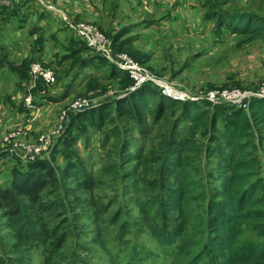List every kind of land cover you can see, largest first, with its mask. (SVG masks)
Segmentation results:
<instances>
[{"label":"rangeland","instance_id":"1","mask_svg":"<svg viewBox=\"0 0 264 264\" xmlns=\"http://www.w3.org/2000/svg\"><path fill=\"white\" fill-rule=\"evenodd\" d=\"M51 1L0 0V187L39 175L44 163L56 175L36 204L18 198L31 238L18 240L0 208V264L187 263L203 249L207 205L231 174L227 159L252 162L261 199L254 209L264 210V118L250 111L264 112V35L215 28L206 4L196 30L146 0H72L85 16ZM211 1L264 25V0ZM67 22L92 26L111 57L150 80L117 79L105 59L96 69L73 63L69 54L96 53L73 47ZM35 64L52 70V82L31 76ZM147 89L156 101L139 122L117 111L119 100ZM189 107L199 121L187 117ZM236 123L246 133L244 155L221 138ZM178 163L199 185L185 200L188 215L176 201Z\"/></svg>","mask_w":264,"mask_h":264},{"label":"trees","instance_id":"2","mask_svg":"<svg viewBox=\"0 0 264 264\" xmlns=\"http://www.w3.org/2000/svg\"><path fill=\"white\" fill-rule=\"evenodd\" d=\"M210 7V11L206 18L214 21V27L220 28L227 26L230 30L240 35H264V25H258L254 18L248 15L229 14L224 11H216L213 2L204 0L203 5ZM5 17V16H4ZM73 47L81 48V50L89 51L86 46L74 39L71 41ZM68 59L79 67L93 66L96 68L103 67L101 61L105 60L98 56L88 59H79L76 52L69 54ZM96 62V65L94 64ZM94 64V65H93ZM108 64V63H107ZM111 74L117 79L127 80L128 76L123 71L113 66ZM128 80H130L128 78ZM163 100L166 101L165 98ZM156 101V95L145 90L138 94L128 96L123 100H119L116 106L117 111L123 112L124 116L132 121L139 122L148 112L150 104ZM252 114H259L264 118V112L257 106H251ZM202 114L194 108H187V117L194 122L200 120ZM243 126L237 123L229 127L223 132L221 138L227 145H231L236 153L245 154L248 143H244L243 139L246 133ZM224 166L231 172L230 176H225L222 181V189L215 193V198L207 205L206 215L204 219L205 242L203 249L199 254L194 255L187 263L180 264H264V210L256 211L255 205L261 200L255 197L257 185L252 182L254 174V165L250 160L243 158L224 160ZM180 168L174 172V177L180 182L176 201L179 203L178 209L185 215H188L186 206V198L199 188L195 182L189 181L184 173L183 165L177 164ZM183 168V169H182ZM77 178L78 183H82L84 177L78 175V170L72 172ZM15 180L10 187H0V208L8 220V224L14 229L18 240L28 239L34 234V226L27 217V212L21 205L18 198L30 204H36L40 194L46 187L56 184V175L53 168L44 163L41 166L40 174H31L24 180ZM17 182V183H16ZM219 197L222 200L216 201ZM217 198V199H216ZM263 201V199H262ZM247 232L260 235L259 240L247 237ZM46 238L54 242L59 241L56 236L45 232ZM186 248L193 247V243H189L188 237L184 238ZM188 255L190 253H187Z\"/></svg>","mask_w":264,"mask_h":264},{"label":"built area","instance_id":"3","mask_svg":"<svg viewBox=\"0 0 264 264\" xmlns=\"http://www.w3.org/2000/svg\"><path fill=\"white\" fill-rule=\"evenodd\" d=\"M69 28L74 32L75 39L82 42L87 49L96 53V55L105 59L109 64H112L118 70L123 71L128 75L130 79H133L137 84L142 81L150 80L147 79L137 65L128 60L123 59H115L110 56L108 51L106 50V42L103 40L101 34L96 31L92 26L84 25V24H70L68 23ZM31 76L34 79H42L44 83H50L53 80V72L48 68L41 67L38 64H35L31 67L30 71ZM29 101V99L27 100ZM81 104H79L80 106ZM42 141V140H41ZM45 144H42L39 149L44 148ZM23 150H27L22 147Z\"/></svg>","mask_w":264,"mask_h":264},{"label":"crops","instance_id":"4","mask_svg":"<svg viewBox=\"0 0 264 264\" xmlns=\"http://www.w3.org/2000/svg\"><path fill=\"white\" fill-rule=\"evenodd\" d=\"M53 2L56 3L57 7H61L62 9H64V11L68 13V15L75 13L77 15L82 14L83 16H85V14L87 13V11H81L82 9L80 8L79 4L72 0H53ZM119 2L122 3L123 1L119 0ZM147 2L151 6V8L153 6L168 9L169 11L172 10L170 11L171 13H173L172 16L186 20V23L188 24L187 27L191 25L190 29L195 28L196 30H202V15L200 14L202 9L201 6L203 5L204 0H146L144 3L146 4ZM43 8H45L47 12L52 11L56 13L58 11L53 6H48L47 4H45ZM43 8L40 7V9ZM99 8L101 11L102 7ZM82 12H84V14Z\"/></svg>","mask_w":264,"mask_h":264}]
</instances>
